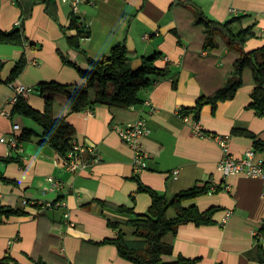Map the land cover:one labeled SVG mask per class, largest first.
Instances as JSON below:
<instances>
[{"label": "crops", "instance_id": "crops-1", "mask_svg": "<svg viewBox=\"0 0 264 264\" xmlns=\"http://www.w3.org/2000/svg\"><path fill=\"white\" fill-rule=\"evenodd\" d=\"M58 18L53 19L45 3L34 6L25 21L26 35L41 47L17 79V84L36 88L25 94L28 102L44 110L45 99L37 86L55 80L65 84L84 85L77 70L63 63L67 53L66 34L73 15L71 4L56 0ZM78 15L88 24L90 37L82 47L94 58L107 55L112 46L124 42L137 67L143 56L159 54L156 64L169 65L170 75L151 88L143 89V102L129 108H110L97 104L93 109L70 112L66 95L55 93L54 113L67 115L76 129L75 138L95 146L101 160L77 171L63 167L62 156L41 141L42 127L31 118L12 114L15 87L0 83V137L13 133V124L33 131L20 149H9L0 141V203L20 207L27 213L13 215L0 222V256L12 255L19 264H36L43 258L50 264H133L120 256L114 244L102 243L117 235L108 219L123 223L126 238L142 248L144 242L133 235L134 229L124 224L129 217L100 201L148 211L151 197L139 191V182L172 198L177 192L208 184L210 192L186 204L195 203L201 210L217 206L214 223L182 224L175 235H167L173 251L163 255L164 261L180 256L199 258L197 264H257L256 239L264 249V178L243 174L224 176L218 169L222 147L213 138L200 137L190 122L182 120L179 108H193L201 95L211 96L221 89L233 69L238 54L229 50L221 38L215 48H206L204 27L196 24L200 18L228 20L242 16L240 25L251 27L255 36L246 42V50L264 43V0H88L80 5ZM21 20L18 0H0V27L12 29ZM62 26L66 28L64 31ZM24 47L1 44L0 57L7 58L1 77L6 79ZM4 84V85H3ZM254 85L252 73L244 74V84L235 96L219 101L216 109L208 103L202 106L199 120L203 130L216 135H230L229 150L236 158L254 148V139L264 141V116L256 115L248 105ZM93 95V90H91ZM149 101V104L146 103ZM143 117L151 133L141 140L150 153L148 166L135 173L132 164L134 150L114 130L116 123L127 124ZM245 129L254 135L235 132ZM264 158L263 150L256 151ZM89 155L85 156V158ZM19 159V160H18ZM179 170L178 177L173 171ZM49 177L61 186L52 189ZM230 185V190L224 186ZM27 200L28 204H23ZM63 201V205L42 208L40 204ZM227 211L231 215L222 223ZM69 213L66 217L65 214ZM174 210H169L173 215Z\"/></svg>", "mask_w": 264, "mask_h": 264}, {"label": "trees", "instance_id": "trees-1", "mask_svg": "<svg viewBox=\"0 0 264 264\" xmlns=\"http://www.w3.org/2000/svg\"><path fill=\"white\" fill-rule=\"evenodd\" d=\"M38 3H45L46 12L55 20L58 18V5L56 0H18L21 8V20L12 29L0 27V45L14 44L24 47L21 57L15 61L9 76L3 80L1 72L6 65L7 58L0 57V82L15 86L18 77L25 67L34 58L36 43L25 32V21L33 12ZM242 16H235L228 20L220 21L200 17L196 24L204 27L206 33V48H215L218 38L225 46L237 52L238 56L233 63V69L224 86L211 96L201 95L193 108H183L184 111H193L199 119L202 106L212 104L215 110L219 101L233 98L238 89L244 84V74L247 70L252 73L254 89L251 94L249 107L254 109L256 115L264 116V43L251 50H246V42L255 36L251 27H242L239 23ZM65 31L66 28L62 26ZM67 29L73 34H66L68 41L67 53L61 54L64 64L74 67L80 77L85 80L84 85L65 84L55 80L41 82L37 88L45 99L44 110L33 107L22 95L13 105L12 114H20L34 120L42 127L41 141L51 145L60 155L67 156L73 150L72 142L76 136V129L67 115L54 113V94L66 95L70 103V112H80L93 109L97 104H105L110 108H129L143 102L141 91L151 88L153 84L170 75L169 65L158 66L155 62L159 54L143 56L141 64L134 67L130 51L124 42L116 43L110 52L101 58L90 56L82 47V40L90 37L91 31L77 15H72ZM93 90V95L91 93ZM235 132L254 135L245 129L236 128ZM33 131L24 128L20 140L31 138ZM264 141L254 139L255 151L263 150ZM0 160L10 162L11 157H1ZM19 160V159H18ZM2 180L7 178L0 172ZM139 191L147 192L151 197V204L146 212H136L134 208L125 205H116L107 201H100L104 208H109L116 213L129 215L124 224L134 229L133 235L145 246L138 248L126 238L123 223L109 218L108 225L117 230L116 237L105 238L102 243L114 244L120 256L130 260L133 264H197L199 258H186L180 256L175 261H164L163 255L173 251V244L166 240L167 235H175L182 224L194 223L207 225L214 223L213 216L218 210L211 206L201 210L195 203L186 204L202 194L210 192V186H193L177 192L172 198L139 182ZM173 209L174 214L169 215ZM27 212L20 207L5 206L0 203V222L13 215H24ZM264 230L262 228L260 231ZM257 264H264V249L260 237L256 239ZM36 264H50L43 258L35 259ZM0 264H19L9 254L0 256Z\"/></svg>", "mask_w": 264, "mask_h": 264}, {"label": "built area", "instance_id": "built-area-1", "mask_svg": "<svg viewBox=\"0 0 264 264\" xmlns=\"http://www.w3.org/2000/svg\"><path fill=\"white\" fill-rule=\"evenodd\" d=\"M64 3H70L73 15H77L79 19L86 24L83 19L78 15L80 5L82 3L88 2V0H61ZM18 22L17 24H19ZM88 38V37H86ZM15 95L11 99L12 103H16L18 98L22 95L31 93L36 90V88L25 86L21 84H16L15 86ZM149 104V101H146ZM3 115H8L5 111L0 112ZM178 116L185 122H190L194 133L200 137H207L215 139L220 146L222 147V157L218 164V169L223 173L224 176H229L236 173H241L247 177H258L264 178V158L258 157L254 148H249L245 151L242 157L236 158L230 153L229 150V141L230 135H216L212 133H207L203 130V127L200 123V120L195 117L193 111H184L183 108H179L177 111ZM114 130L118 133L120 138L132 149L134 150L132 164L134 167L135 173H140L142 170L146 169L148 166V159L150 158V153L145 151L142 147L141 140L148 136L151 133V128L148 125V122L145 118H137L130 123L121 124L116 123L113 125ZM20 125L15 123L13 124L11 133L9 136L0 137V141L5 143L9 149H20L22 141L20 140ZM73 150L67 154V156H62V165L65 169L70 171H77L82 168H87L90 165L99 162L101 160L100 155L96 152L95 146L89 143H82L76 138L72 142ZM89 155V158L85 156ZM179 170L175 169L173 171V177H178ZM49 181L52 189H57L61 186L54 177H49ZM230 185L226 184L224 186L225 190H230ZM23 204H28L27 200L23 201ZM63 205V201L57 202H47L41 203L42 208L51 207L53 205ZM231 215V211H227L222 223L226 222L228 217ZM66 217L69 216V213L65 214Z\"/></svg>", "mask_w": 264, "mask_h": 264}, {"label": "rangeland", "instance_id": "rangeland-1", "mask_svg": "<svg viewBox=\"0 0 264 264\" xmlns=\"http://www.w3.org/2000/svg\"><path fill=\"white\" fill-rule=\"evenodd\" d=\"M36 43V45H37V47H36V49H39L40 47H41V44L40 43H37V42H35ZM2 76V75H1ZM3 80H5V79H3ZM0 83H4V84H7V83H5V82H0ZM3 84V85H4Z\"/></svg>", "mask_w": 264, "mask_h": 264}]
</instances>
